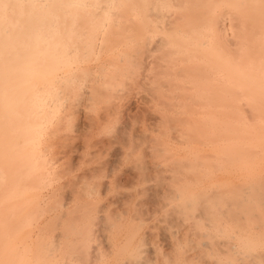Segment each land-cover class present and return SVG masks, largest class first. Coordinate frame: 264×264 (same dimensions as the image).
<instances>
[{
  "label": "bare ground",
  "instance_id": "obj_1",
  "mask_svg": "<svg viewBox=\"0 0 264 264\" xmlns=\"http://www.w3.org/2000/svg\"><path fill=\"white\" fill-rule=\"evenodd\" d=\"M140 84L159 121L148 146L169 172L164 209L54 201L71 115ZM0 125L15 163L0 165L15 194L0 195V264L264 262L262 0H0Z\"/></svg>",
  "mask_w": 264,
  "mask_h": 264
},
{
  "label": "rangeland",
  "instance_id": "obj_2",
  "mask_svg": "<svg viewBox=\"0 0 264 264\" xmlns=\"http://www.w3.org/2000/svg\"><path fill=\"white\" fill-rule=\"evenodd\" d=\"M142 86L143 88H140ZM126 89L127 91L126 93H124L122 97L117 98L116 101H114V103H111L112 105L114 104L115 108H112V105L110 103H107V105L104 103L103 104L100 103V105L99 104H97V106L94 105L95 107L92 105V107H94L93 109L91 107V108H86L85 110H83L85 114L84 112L74 113L71 115V118L69 117L71 120L69 122V124L71 123L69 126L71 128L69 127L67 131H64L63 132L64 134L62 133V136L59 138L55 146L56 148H54L56 152H54V155H52V157H55L57 160L56 167L53 172L55 173L54 174L55 177L53 179L55 182L53 181L52 183H53V186L55 187L57 185L59 186V187L57 186L58 188H56V190L58 191L55 193L56 196H53V197L51 196L53 199L55 198L54 201L60 200L61 197L66 202H68L67 200L70 199V197L71 198L75 197L78 200L80 197H84L87 200H90L91 197H92V200L94 199L97 200L98 198L97 201H99V203H102V204H99V203H98L99 205L97 204L99 209H96L98 210V212L97 211L96 212L101 215L102 213L104 214L106 213V215L108 213L110 215L111 212H113L114 214L117 212H125L127 210L129 211V208L130 210L133 208L137 209V211L140 210V213L145 214V215L148 214V212L151 214L154 213L156 215H159V213L164 209L165 204H163L164 205L163 206L162 203L166 201V198L164 197V200H163V196L171 195V192L168 190V186H166L168 185L166 183L167 181L165 180L167 179L166 176L169 174V172L167 171L166 173L165 170H161L162 167L158 164V161L156 160L157 157H155L157 156V153L156 152L153 153L154 148H150L154 146L155 144L152 142V140L154 141V138H152L151 140V137L152 136L155 137L156 129L158 127L156 123H159V121L158 119L155 120V119L150 118V108H149V104H147L148 100L146 98L148 95L147 94L148 89L144 85L140 84L137 86L129 87V89L126 87ZM117 105L118 106L120 105V107H117ZM107 110L109 113L106 112ZM87 112L89 114H87ZM91 112H93L95 115ZM102 113L105 115L103 116ZM86 118L88 119L86 120ZM103 124H105L106 126ZM1 125H0V128H1L0 131H3V128H2L3 126ZM6 127L8 126H5V128ZM6 130L8 131L9 127L7 129H4V132ZM88 131L91 132L90 135L92 136L87 135L89 134ZM143 131L144 133H141ZM4 132H2L4 135L9 133V132L4 133ZM71 133H74V135H71ZM7 136H8L7 138L8 144H10L9 134L5 135L4 137L6 138ZM1 137L3 136H0V139H2L3 141V138ZM150 143H152L151 146H150ZM8 144L5 145L3 148L1 147L3 145L0 144V147L2 148V149L0 148L1 150L0 152L1 153L0 154L1 164L0 165L4 164L2 166L5 167V172L7 173H9L11 170L14 169L13 167H15V163L13 162L14 160H11L13 159L12 158L13 156H11L12 153H10L11 149L9 147L10 145ZM61 145H63L64 147ZM70 145H72L73 147ZM7 147H9V149ZM9 155L11 156V158ZM158 165L160 166V168L158 167ZM165 173H166V176L164 175ZM0 182H1L0 183L1 184L0 185V195L2 194L7 195L8 192H6L7 193L6 194L5 192H3V190L7 188L8 182L5 183L1 179H0ZM4 183H5V186L3 185ZM12 183H13V178L9 184H12ZM2 187H5V188L2 190ZM82 188L83 189L86 188V190L89 192L90 196L87 195V197L89 198H87L86 195L82 196L83 194L79 193V192H83ZM90 188H92V191L90 190ZM44 189H42V194H43V198L46 199L47 197L50 196V195L48 196V194L51 192L50 189H52V187H49V188L47 187V189L46 188ZM92 192H95L96 194L94 193L95 194L94 195ZM167 192H169L170 194L169 193L167 194ZM9 194L15 195L14 193H9ZM84 198H82L83 200L80 198V201L76 200V202L77 201L78 202L75 204V206L73 204L75 203L74 201L70 202L69 203L70 208L67 207V209H70L71 211H73L72 209H74L75 207V210H77L76 208L79 205V202L80 204L85 202ZM161 198L163 202L161 201ZM54 201L51 202V204H53ZM88 202H92V204L94 203L95 205V202L93 201H88ZM137 202H138V205H137ZM125 203H127V206ZM86 204L87 203H85V205ZM99 206L103 208L101 209ZM79 207H78L79 208L78 210L81 209V206ZM161 207H163V209ZM92 208H94V206ZM92 208H91V211L94 212L95 210H93ZM106 215H104L101 218H98L100 219V223L98 220L99 224L98 223L96 224L100 225L101 227V223H102L101 219H103L102 221H104V217ZM95 221L93 220V223ZM169 221L170 222L172 221L171 223H175L176 226L174 224L171 225ZM169 221L167 222L168 223L167 225L170 224L172 227L176 228L178 224L180 225L179 222L176 223L177 221L173 222V219H170ZM103 224L105 223H102V225ZM98 225L95 227H98ZM158 229L159 228H157V230ZM102 236L103 235L100 234L99 238L96 241L98 243H101V245L105 244V238ZM154 237L155 239L158 238L157 240L154 239L155 242L156 241L158 242V240H160L159 236H154Z\"/></svg>",
  "mask_w": 264,
  "mask_h": 264
},
{
  "label": "snow or ice",
  "instance_id": "obj_3",
  "mask_svg": "<svg viewBox=\"0 0 264 264\" xmlns=\"http://www.w3.org/2000/svg\"><path fill=\"white\" fill-rule=\"evenodd\" d=\"M262 6H264V0H262ZM4 7L6 8L7 5H4ZM262 264H264V262H262Z\"/></svg>",
  "mask_w": 264,
  "mask_h": 264
}]
</instances>
